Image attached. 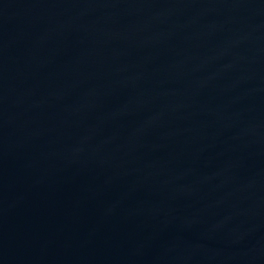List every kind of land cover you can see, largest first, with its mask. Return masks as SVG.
<instances>
[{
  "label": "water",
  "instance_id": "1",
  "mask_svg": "<svg viewBox=\"0 0 264 264\" xmlns=\"http://www.w3.org/2000/svg\"><path fill=\"white\" fill-rule=\"evenodd\" d=\"M0 264H264V0H0Z\"/></svg>",
  "mask_w": 264,
  "mask_h": 264
}]
</instances>
